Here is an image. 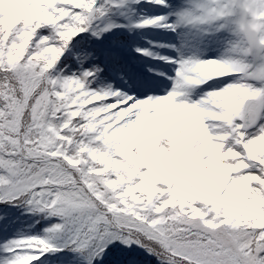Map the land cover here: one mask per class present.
Returning a JSON list of instances; mask_svg holds the SVG:
<instances>
[{"label": "snow or ice", "instance_id": "obj_1", "mask_svg": "<svg viewBox=\"0 0 264 264\" xmlns=\"http://www.w3.org/2000/svg\"><path fill=\"white\" fill-rule=\"evenodd\" d=\"M136 3L9 0L0 10V204L58 218L44 235L6 242L0 264H264V0H184L175 23L134 21L206 25L211 39L231 30L219 56L159 57L178 64L163 94L147 77L130 76L127 92L92 88L98 65L54 68L78 34L119 27L101 21ZM225 77L235 79L192 98Z\"/></svg>", "mask_w": 264, "mask_h": 264}, {"label": "rangeland", "instance_id": "obj_2", "mask_svg": "<svg viewBox=\"0 0 264 264\" xmlns=\"http://www.w3.org/2000/svg\"><path fill=\"white\" fill-rule=\"evenodd\" d=\"M183 2L184 0H168V6H162L150 2V0H139V3L132 4L130 8L112 9L108 16L102 19L101 26L109 21L120 26L102 32L99 36L93 35L92 29L78 34L65 48L54 68L62 74L79 75L94 65H98L102 71L92 79V88L110 84L114 88L127 92L130 91V76L147 77L160 85L156 89V93L163 94L165 90L171 88L172 80L169 77L175 76V69L178 64L172 62L169 65V70L164 76H161L163 59L159 57L179 59L181 55H200L203 58L219 56L221 55L219 52L215 54L216 44L221 43L226 48L227 41L233 39L230 29L216 32L214 28L211 35L219 39H211L209 35L203 32L204 28L209 27L206 25L197 29L181 24L177 26L176 31L171 29L167 31L165 28L156 26L143 28L132 26L134 21L156 15H166L169 22L175 23L177 20L175 13L183 6ZM7 6V0H0V10ZM155 30L159 33L155 34ZM169 45H176V47L173 48ZM137 48L149 49L154 55H144L137 52ZM85 49L92 55L83 58L81 52ZM149 69L153 71L150 72ZM233 79L235 77L210 79L206 84L198 86L193 91L192 98L196 99L210 88L222 87ZM26 211H29L28 206L23 202L12 205L8 211L3 205H0V216L3 217L0 219V257L8 255L3 250V245L6 242L21 236L45 234L44 232L29 230ZM39 214L44 219L43 229L57 222L58 218L56 217L49 218L42 213ZM60 255L59 253L56 254L57 257ZM34 264H58V260L49 255L47 258L41 257Z\"/></svg>", "mask_w": 264, "mask_h": 264}, {"label": "trees", "instance_id": "obj_3", "mask_svg": "<svg viewBox=\"0 0 264 264\" xmlns=\"http://www.w3.org/2000/svg\"><path fill=\"white\" fill-rule=\"evenodd\" d=\"M7 2H8V5H9V0ZM20 203L21 202L14 203V204L13 203H9V204H0V205H3L4 208L9 210L12 205H18ZM25 215H26L27 224H28V226H30L29 230L44 232V229L42 227V223H43L44 219L41 217V215L39 213H32V212L26 211ZM110 261H111V259H109V264H111ZM141 264H158V262L156 261L155 258L153 259V258L144 257L141 260Z\"/></svg>", "mask_w": 264, "mask_h": 264}, {"label": "bare ground", "instance_id": "obj_4", "mask_svg": "<svg viewBox=\"0 0 264 264\" xmlns=\"http://www.w3.org/2000/svg\"><path fill=\"white\" fill-rule=\"evenodd\" d=\"M167 31H170V29H167ZM154 33H155V34H158L159 32L155 30ZM170 38H171V34H170ZM216 46H217V49L215 50V54L218 53V52H219L220 54H222L223 51H224V49H225L224 46H222L221 43H217ZM171 63H172V62H169V61L163 60V66H162L163 70H162V72H161V76H164L165 73L169 70V65H170Z\"/></svg>", "mask_w": 264, "mask_h": 264}]
</instances>
